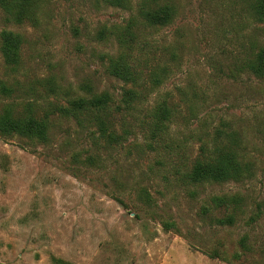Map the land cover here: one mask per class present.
<instances>
[{"label": "rangeland", "instance_id": "rangeland-1", "mask_svg": "<svg viewBox=\"0 0 264 264\" xmlns=\"http://www.w3.org/2000/svg\"><path fill=\"white\" fill-rule=\"evenodd\" d=\"M252 1L128 0L121 8L43 0L39 23L22 25L0 5V36L7 30L26 39L18 67L0 53V85L11 89L0 90V111L30 106L52 121L48 143L0 135V264H264V78L244 70L264 45ZM164 4L175 7L174 21L140 24L137 55L145 79L162 67L169 74L125 121L117 115L118 133L133 131L127 141L108 147L97 126L50 112L52 104L87 95V86L120 99L131 85L108 74L107 55L119 44L115 36L100 39V30ZM163 101L174 114L167 153L148 147L149 130L139 126ZM217 138L236 141L253 176L190 184L186 171ZM90 156L100 159L96 166ZM142 190L153 201L144 203ZM216 195L240 197L233 225L216 221L232 208L204 214Z\"/></svg>", "mask_w": 264, "mask_h": 264}, {"label": "trees", "instance_id": "trees-1", "mask_svg": "<svg viewBox=\"0 0 264 264\" xmlns=\"http://www.w3.org/2000/svg\"><path fill=\"white\" fill-rule=\"evenodd\" d=\"M102 1L107 5L121 8L130 6L128 0ZM42 3L43 0H0L7 19L19 25L39 23ZM251 14L256 21L264 23V0L252 1ZM139 16L140 18L131 17L125 26H119L116 30L103 29L99 33L100 39L115 36L118 41V52L107 55V72L127 86L131 85L123 89L121 98L117 100L109 91L94 92L93 87L87 86V95L70 100L68 106L51 105L50 112H58L65 118L74 119L80 126L84 127L86 123L97 126L98 139L104 140L108 147L127 141L128 136L133 132L125 128L122 134L118 133L117 115L123 114L122 120L125 121V116L133 114L140 106H143V103L148 100L149 92L159 87L169 74V69L162 67L154 70L148 79H145L141 58L137 55V49L140 48L138 30L140 24L152 28L170 25L176 17L175 7L164 4L151 10L144 8L140 10ZM0 37V53L5 64L13 68L18 67L22 62V49L26 42L24 35L6 30ZM244 70L259 79L264 78V45L247 61ZM146 81L150 83V87L147 86ZM0 90L4 93L11 92L5 84L0 85ZM173 115L167 101H163L158 102L150 112V122L139 121V126L149 130L152 142H149L148 147L163 146L166 153L170 150L171 146L167 137ZM51 126L50 113L47 112L43 117H39L30 109V106L29 110L24 112H18L12 105H7L0 111V135L4 137L20 136L48 143ZM236 147L238 144L235 140L228 145H223L218 138L213 141L212 146H202L200 155L195 159L192 167L186 171L185 178L192 185L224 184L250 179L253 176L254 164L238 152ZM98 160L100 159L97 156H90L87 163L90 166H96ZM140 199L144 203L153 201L151 194L146 190L141 191ZM209 201L210 205L204 208L205 215L215 210L224 208L229 211L232 208L233 213L217 218L216 221L222 226L235 223V213L241 206L239 196L216 195ZM166 226L170 227L171 224L168 223Z\"/></svg>", "mask_w": 264, "mask_h": 264}]
</instances>
